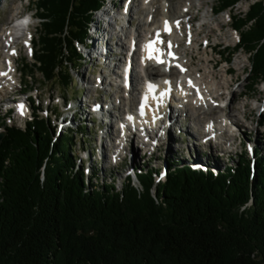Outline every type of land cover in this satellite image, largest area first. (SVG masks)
Here are the masks:
<instances>
[{"label":"trees","instance_id":"1","mask_svg":"<svg viewBox=\"0 0 264 264\" xmlns=\"http://www.w3.org/2000/svg\"><path fill=\"white\" fill-rule=\"evenodd\" d=\"M37 2V68L67 91L82 61L77 43L103 0ZM229 15L238 39L218 52L229 62L244 51L247 89H264V0ZM30 103L33 119L25 129L6 127L0 144V264H264V138L255 160L239 155L220 169L169 157L163 177L161 169L134 170L138 185L128 175L117 190L113 180L94 183L98 172L76 157L73 132L65 144L67 131L55 135ZM78 130L84 142L85 125Z\"/></svg>","mask_w":264,"mask_h":264},{"label":"bare ground","instance_id":"2","mask_svg":"<svg viewBox=\"0 0 264 264\" xmlns=\"http://www.w3.org/2000/svg\"><path fill=\"white\" fill-rule=\"evenodd\" d=\"M203 5L204 0H177L176 3L174 0H122L119 3L118 0H106L105 8L116 14L109 16V11L106 10L107 12H103V16L99 17L104 19L105 16H108V19H112V21L108 20L107 28H100L102 34L98 35V43L93 44V50H97L99 55L108 56L113 47L112 42L110 43L108 40L113 37L118 38L116 35L124 39L118 40L119 42L115 41L114 47L119 53L114 57L119 65L123 63L124 66L126 65V69L129 68V90L124 93L122 84L117 82L121 73L119 74L120 67L116 66L111 74L112 77L117 78L116 80L111 78V82L108 81L104 75H101L103 73L101 72L98 81L94 82L96 84L91 85L96 88L93 87L89 90L90 93L99 88H104V91L106 89V93L112 99L108 105L117 112L115 114L110 110L102 113V116H106L110 120L104 124L102 139L111 140L114 138L111 154L105 155L108 144H103L101 147L100 155L103 161H106L111 155L121 159L123 153L128 150L129 143L134 141L131 140L134 134L139 135L140 144L149 146L150 151H153L159 147L165 133L168 135V140H173L175 136L171 132L173 129H180L184 120H189L196 128H199L201 143L206 144L205 139L210 145L211 141H217L216 146L221 145V152L230 148V146H226L227 142L234 145L235 135L231 132L229 124L237 128L243 127L241 121H243L242 119L246 120V112L235 114L232 112L231 103H226L224 108L220 107L219 102H223V95L234 80L227 77L232 72V68L229 66L219 67V62L214 61L207 53V49L210 48L209 38L215 28L210 21L212 14L207 12L205 18H202L201 15L198 17ZM194 8H198L197 13L193 11ZM161 9L163 11L162 18L157 19ZM140 10H142L141 13ZM213 13L217 14L215 10ZM26 19L25 16L18 17L11 27L0 30V40L2 41L0 46L4 48L3 50L6 49L0 54V95L9 92L10 89L18 85L15 77L14 59L18 42L26 46L30 44V38L27 37L29 32L25 34L24 21ZM137 19H139V23H137ZM121 21L126 22L125 26L119 25ZM168 24L171 25V29L169 32H164V27ZM117 25H119L118 28ZM222 26L221 23H218L217 29L221 31ZM205 27L210 30L205 39L203 38L206 40V47L201 50L200 47L203 43L199 37ZM152 42H155L153 47L157 50L152 55L158 57L162 62H158L155 58H148L149 50L146 46ZM211 49L215 52L217 45H213ZM167 69L168 74L166 73ZM143 70L148 73V77L160 75L162 79L145 84L141 75ZM119 92L122 94L119 95ZM231 94L235 96V93ZM18 96L16 97L23 102L24 96ZM11 99L9 98L7 101ZM95 103L94 106L98 107L97 110L103 112L100 104L96 103L97 105H95ZM134 105L136 107H133ZM10 107L11 105L0 100V131L13 120L8 115ZM242 107L245 108L246 104L243 103ZM167 108L171 112L168 115V128L165 126V122L162 123L163 118L160 116L165 113ZM219 111L221 115H218ZM13 112L17 113L15 109ZM238 114H241V119ZM112 128H116L114 137L111 132ZM211 135H213V140H211ZM188 137L191 138L190 135ZM190 141L197 149L198 144L192 139Z\"/></svg>","mask_w":264,"mask_h":264},{"label":"rangeland","instance_id":"3","mask_svg":"<svg viewBox=\"0 0 264 264\" xmlns=\"http://www.w3.org/2000/svg\"><path fill=\"white\" fill-rule=\"evenodd\" d=\"M37 1L38 0H0V30L1 28L11 27L15 23V19L18 17H23L27 14L33 15V23L27 28L29 32L27 37L30 38V44L26 46L23 43L18 42L16 46L17 53L14 60L16 66L15 77L18 85L14 86L12 90L10 89L9 92L0 95V100L2 102H6L7 99L14 96L13 94L17 95V93H20V95L24 96L23 103L25 106L23 107V112L16 115L17 113L13 111L17 108L14 104L11 105L8 115L11 116L13 120L10 121L7 126H4V131H6V127L25 129L26 122L33 119V116H28L32 112L28 103V98L29 100L30 98L35 100L39 107V110L35 111V114L38 115V117H48L51 120V123L55 128V135L58 132L62 133L63 131H67L65 135V144L68 142L69 136L73 132L72 135L75 143L74 151L76 153V157L80 160V162L82 159L84 163L88 164V166L86 164L88 171L90 168H95L98 172L99 178L97 181L95 179L94 183L97 182V184H99L103 181L110 182L113 180L117 190L121 188L122 181L124 179L123 177L127 172H131L132 169H162V167L168 166L166 160L169 157H173L174 160H181L182 163H192L193 161V163L195 162V166L196 164L199 165L197 162H200L201 164L208 163L213 168L220 169H224L227 165L235 163L239 155L243 158L246 157L247 159L255 160L253 151L255 147L258 148L261 146V134H264V127H260L258 124L261 115L264 113L263 85L258 84L252 91L247 89L250 81L247 77L250 59L244 51L235 53L229 62L223 61L225 59L224 56H226L227 53H225L224 56H221L217 51H223L224 47H229L230 49L228 51H231L238 39L237 33L234 32L231 27V19L229 18L228 13L230 12L231 15L243 13L247 10L249 4L256 0L240 1L234 6V9L226 10L217 14L213 13L215 10L213 7L217 6L219 0H204V5L198 14V17L201 15L202 18H205V14L207 12L208 14H212V19L210 21L215 29L209 38L210 48L207 49L208 55L211 56L214 61L219 62V67L229 66L233 70L227 77L233 78L234 81L231 83L229 89L226 90L224 94L225 96L223 95V102H221V104L231 103L232 112L235 114L238 112L242 113V111L246 112V120L242 119L243 121H241L244 125L243 127L237 128L236 126L229 124L231 132L235 135L234 145H231V142H227L226 146H230V148L227 151L221 152L222 147L221 145L219 147L216 146L217 141H211V145L204 144V142L201 143L199 128H196L189 120H184V124H181V127L179 126L180 129L176 128L171 132V134L173 133L175 136L174 139H169V141L168 135L164 134L162 136V141L159 143V147L155 148L153 151H150L149 146L147 147L140 144L141 139L139 135L134 134L131 138V140L134 141L129 143L128 150L123 153L125 158L123 159L122 157L121 161L118 162L116 166L112 165L111 157H108L106 161H103L100 155L103 144L110 145L112 143L109 142L108 138L102 139V134L105 129L104 124L108 123L110 120H108L107 117H98L93 119V114H91V103L93 101L99 103L101 108L104 109L105 107H109L111 110L108 103H110L112 99L110 98V95L106 93V89L105 91L103 90L104 88L98 89L99 91L93 90L89 93V90L94 87L91 85L96 84L94 82L98 81L100 73L107 71L106 67L101 65L100 62L98 64V60L96 59H87L83 53V45L77 43L78 51L81 52L83 56L76 71L70 69L72 87H70L69 83L67 87L68 89L65 91V85L59 81V77H57V75L48 81L45 80L42 72H40L37 68L38 62L35 60L34 56L36 51L35 43L37 41V33L39 32V30L36 31V29L39 28L40 23L39 19H37L34 14L37 10ZM120 1L122 2V0H118V3ZM176 2L177 0H174V3ZM137 3H139V1H137ZM106 10L109 9H106L105 6L101 8L100 11L94 14L92 20L88 21V24H91L93 21L92 26L94 28L98 26L100 28H107L108 20L112 21V19H107V22L104 21V23L98 24V18L102 17V13L107 12ZM19 11H23V13H19ZM193 11H198V8H194ZM141 12L142 10H140V13ZM162 12L163 11L161 9L156 17L157 19L162 18ZM119 23V25L123 27L126 22L121 21ZM137 23H139V19H137ZM218 23L223 25L221 31L217 29ZM119 25L116 27L118 28ZM195 25H197V23H195ZM209 30L210 29L208 27H205L200 34L199 38L202 39L201 41L204 44L201 45V50L203 47H206V40L204 39L207 32L209 33ZM86 36H88V32ZM116 36L118 38L113 37L108 41L114 44L115 41L123 39L119 35ZM85 42H87V40ZM1 44L2 41L0 40V45ZM215 44H217V50L214 52L211 47ZM3 49L4 48L0 46V54L4 51ZM114 50L118 52L115 48ZM112 54L115 53L112 52ZM90 55L94 54L90 53ZM103 73H101V75H103ZM104 76L106 77V74H104ZM231 93H235V96ZM86 94L90 97H85ZM121 94L122 92H119V95ZM85 98L87 100L89 99V102L86 103L88 106H84L80 117L81 121L79 122L77 118L73 117V105L83 108L82 103ZM17 101H19V99ZM243 103L246 104L245 108L242 107ZM7 104L9 105L10 103ZM33 105L35 106V104ZM133 107H136V105ZM111 112H115V114H117V112L113 109ZM218 115H221L220 111L218 112ZM239 117L241 119V114ZM188 124H190L189 127H187ZM84 125L86 136L84 135L85 141L82 142L81 134L78 129L84 128ZM67 128L70 129L68 130ZM111 132L114 137L116 128H112ZM189 135L191 138L188 137ZM189 138L198 144L197 149L193 147ZM107 150H105V155L110 154L113 148H111V150ZM135 184L138 185L137 181H135Z\"/></svg>","mask_w":264,"mask_h":264},{"label":"snow or ice","instance_id":"4","mask_svg":"<svg viewBox=\"0 0 264 264\" xmlns=\"http://www.w3.org/2000/svg\"><path fill=\"white\" fill-rule=\"evenodd\" d=\"M155 42H152V43H150L149 45H147L146 46V48L149 50V56H148V58L149 59H157V61L158 62H162V61H160L159 59H158V57H155V56H153L152 55V53L153 52H155V51H157L154 47H153V44H154ZM169 46H170V44H169ZM142 107H143V105H142ZM143 114V113H142ZM130 119H131V117H130Z\"/></svg>","mask_w":264,"mask_h":264},{"label":"water","instance_id":"5","mask_svg":"<svg viewBox=\"0 0 264 264\" xmlns=\"http://www.w3.org/2000/svg\"><path fill=\"white\" fill-rule=\"evenodd\" d=\"M5 134H6V131L0 132V144H1V141H2L3 137L5 136Z\"/></svg>","mask_w":264,"mask_h":264}]
</instances>
